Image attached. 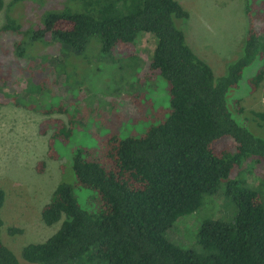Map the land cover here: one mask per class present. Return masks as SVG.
<instances>
[{"label": "trees", "instance_id": "obj_1", "mask_svg": "<svg viewBox=\"0 0 264 264\" xmlns=\"http://www.w3.org/2000/svg\"><path fill=\"white\" fill-rule=\"evenodd\" d=\"M120 4L129 11L119 12ZM3 7L0 0V11ZM246 15L243 53L220 76L187 43L178 22L187 20L189 13L177 0H102L98 18L79 11L46 15L33 38L50 34L76 50L84 49L96 36L104 54L140 60L137 39L142 32L153 34L156 45L151 59L133 81L147 90L156 79H165L169 105L154 109L151 99L144 102L143 94L134 95L129 98L133 109L113 105L95 140L70 147L69 152L64 147L78 128L74 118L55 100L42 110L45 118L39 132L49 135L48 157L60 160L69 153L71 181H61L41 210L44 222H60L59 228L45 241L25 245L22 257L26 261L264 264V194L257 189L261 182L232 177L248 162L252 170L258 165L264 178V136L247 127L253 122L250 119L264 126V110H245L236 95L230 109L227 100L228 92L238 87L245 69L255 62L249 92H256L264 81V0H248ZM8 30L21 32L13 20L0 28V32ZM2 70L0 65V74ZM6 80L7 75L0 77V83ZM128 84L133 88V83ZM14 95L5 97L0 92V106L18 103ZM133 125L138 132L130 133ZM45 166L46 161L40 160L36 168L43 172ZM223 180L224 193L237 211L230 223L214 218L202 221L198 241L206 253L183 249L167 239L166 231L181 216L195 212ZM77 191H85L81 194L84 206ZM5 198L0 186V210ZM3 224L0 215V264H22L1 239Z\"/></svg>", "mask_w": 264, "mask_h": 264}, {"label": "rangeland", "instance_id": "obj_2", "mask_svg": "<svg viewBox=\"0 0 264 264\" xmlns=\"http://www.w3.org/2000/svg\"><path fill=\"white\" fill-rule=\"evenodd\" d=\"M177 1L189 13L187 20L178 22L187 43L211 66L216 76L226 73L228 65L244 50L248 0ZM101 3L102 0H4L0 11V28L7 20H13L21 28V32H0V65L4 69L0 77L7 75V80L0 83V92L5 97L15 94L19 100L0 106V186L6 193L0 215L4 221L1 239L22 264H30L22 257L25 245L45 241L59 228L60 222L46 224L41 210L61 181H71L69 153H63V149L60 160L48 157L49 135L39 132L45 118L42 110L55 100L64 104L67 114L74 118L73 124L78 128L69 145L64 147L69 152L70 147L90 145L95 140L113 105L133 109L129 98L134 95L143 94V101L151 99L154 109L169 105L165 79H156L147 90L133 81L151 59L156 45L151 33L142 32L137 39L136 53L140 60L119 53L104 54L101 40L96 36L82 50L65 45L50 34L33 38V32L43 26L47 14L79 11L98 18ZM118 11L127 13L129 7L120 4ZM261 34L264 39V32ZM257 65L255 62L246 68L238 87L228 92L230 109L232 96L236 95L245 110H264V81L254 93L249 92L248 86ZM126 81L133 83V88ZM119 87L121 90L117 92ZM59 116L68 119L65 115ZM249 121L253 122L246 126L254 134L264 136V126L255 120ZM238 122L244 125L239 118ZM134 131H139L137 125L130 128V133ZM40 160L46 161L43 172L36 168ZM252 167L245 162L244 168L232 177H246L252 184L260 180L257 189L264 194L263 171L258 165L254 170ZM225 187L223 180L216 193L205 195L195 212L181 216L166 231V238L183 249L206 253L198 241L202 221L214 218L230 223L237 211L233 200L224 193ZM82 192L85 191H77L76 195L84 206ZM10 228L22 229V232L11 233Z\"/></svg>", "mask_w": 264, "mask_h": 264}]
</instances>
